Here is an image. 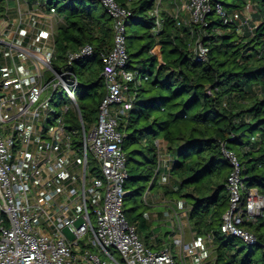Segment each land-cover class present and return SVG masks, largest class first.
I'll list each match as a JSON object with an SVG mask.
<instances>
[{
	"label": "built area",
	"instance_id": "2783aa9c",
	"mask_svg": "<svg viewBox=\"0 0 264 264\" xmlns=\"http://www.w3.org/2000/svg\"><path fill=\"white\" fill-rule=\"evenodd\" d=\"M100 1L113 20V46L100 54L105 95L88 131L80 112L77 127H69L65 113L77 105V80L68 66L74 59L90 54L92 47L85 44L70 52L65 67L56 70L54 39L62 16L54 10L47 12L42 0H36L27 13L40 25L42 37L36 45L33 40L32 44L22 43L26 32L35 29L28 24L30 29H23V15L19 14L17 21L6 14V19L0 18V25L3 21L5 27L16 23L12 40L0 38L3 58L9 59L0 67V264H207L208 247L202 243L212 244L210 234L205 240L197 238L190 226L191 238L186 240L182 226L176 223L169 232L170 239L163 240L158 248L156 234L150 236L153 245L148 244L126 219L124 183L128 168L122 148L124 135L118 127L120 116L132 101L126 95V83L133 80L134 74L125 69V20L130 12L114 0ZM177 2L179 5L169 15L178 27L204 24L205 17L215 13L224 24L251 29L248 4L234 13L217 0ZM160 5L161 0H155L157 26L161 22ZM37 10L42 15H37ZM193 52L197 61H204L208 46L198 37ZM58 85L66 91L71 105L52 112L48 92L52 89L53 94ZM155 144L156 178L165 184L171 157L160 160L161 147L158 141ZM223 152L234 171L229 177L230 202L222 215L221 232L254 245L256 236L240 224L260 214L264 198L252 189L242 207L236 158ZM162 167L165 172H161ZM151 193L150 188L143 193L147 206L151 204ZM180 216L188 219L187 211L182 210ZM66 228L72 239L66 236Z\"/></svg>",
	"mask_w": 264,
	"mask_h": 264
},
{
	"label": "trees",
	"instance_id": "16d2710c",
	"mask_svg": "<svg viewBox=\"0 0 264 264\" xmlns=\"http://www.w3.org/2000/svg\"><path fill=\"white\" fill-rule=\"evenodd\" d=\"M114 1L130 12L125 20V69L134 74L126 83L131 106L120 116L118 127L124 135L126 162H133L124 183L126 219L153 245L148 206L143 203L138 210L139 205L127 203L136 202L147 188L156 190L155 141L161 138L171 157L169 193L190 205L188 219L195 232L212 237L215 256L208 264H264V207L240 224L256 236L254 245L220 228L234 171L223 149L237 161L242 207L252 189L264 198V0H217L228 11H241L248 4L254 10L251 29L224 24L215 13L208 14L204 24L178 27L173 17L160 12L157 26L155 0ZM42 2L44 10H54L63 19L55 32V69L65 67L70 52L85 44L92 47L90 54L68 66L77 80V105L65 113L69 127L79 125L77 112L91 126L105 95L100 54L113 46L112 17L100 0ZM4 8L0 0V14ZM198 37L208 46L204 61L194 56L193 41ZM76 65L82 68V80ZM156 240L161 247V239Z\"/></svg>",
	"mask_w": 264,
	"mask_h": 264
},
{
	"label": "rangeland",
	"instance_id": "374dc122",
	"mask_svg": "<svg viewBox=\"0 0 264 264\" xmlns=\"http://www.w3.org/2000/svg\"><path fill=\"white\" fill-rule=\"evenodd\" d=\"M179 4L177 2V0H161V5L159 8V13L160 12H166L167 14H169L170 12H172V8L177 7ZM228 9V7H226ZM5 10V9H4ZM0 14V18H7V16H5V13ZM240 9H234V13H238ZM16 15L18 16V14H21L19 11L16 10ZM252 14H253V9L251 8ZM23 15V14H21ZM25 16V15H23ZM252 22H256L252 19ZM3 21L0 25V38H4L7 41L12 40V31L15 30V24L12 25H8V26H4L2 25ZM131 26L129 25V23H127L126 29L127 32L130 30ZM179 34H182V30L179 29ZM14 36V34H13ZM23 39V38H22ZM197 40V39H196ZM194 40L193 42L195 43ZM193 43V45H194ZM42 55V54H40ZM0 58H3V53L0 50ZM54 60V59H53ZM54 62V61H53ZM39 69L43 70L44 69V65L39 62ZM56 70H58L56 68ZM75 72L77 74V77L82 80V76H83V72H82V68L79 65H76L75 67ZM48 75H51V72L48 73ZM75 94L77 96V88H75ZM48 95H51V101L48 102V106L51 109L52 112H59L61 110V108L65 107V106H70L71 105V100L68 97L66 91L63 89V87L61 85H58V87L56 88L55 92L52 94V89L49 90ZM97 117V113L95 114ZM86 120V119H85ZM85 126H86V130L88 131L90 126L88 124V121L86 120L85 122ZM77 133L81 134V130L78 129ZM148 140H152V137L149 136ZM159 142L160 144V155L159 158L160 160H163L165 158H168L169 153L167 151L166 148V142L163 139H158L156 140ZM88 157L89 159H91V154L90 152L88 153ZM161 163H163V161H161ZM133 166V162H129L127 163V167H132ZM165 179L163 181H165V184L159 183L157 184L158 186H156V190L152 191L149 200L151 201V204L148 207V212L147 214H149V217L151 219V226L152 228L155 227V230L157 229V231H154L155 233H158L157 237L168 241L170 239L169 236V232L170 230L174 227L172 225L178 223L182 226L185 236L188 234L190 236V226L192 227L191 224H189L188 219L186 218V216H180L182 215V210H186L187 214L189 211V206L186 202L185 199H183V197H179V196H172L169 193V190H171V185L173 184V180L172 178L169 176V174L167 176H164ZM166 189V190H165ZM254 190V189H253ZM134 201H130L129 203H127L128 206H134L139 205V209L141 210L142 207L141 205L143 204V195L142 196H138ZM245 208V207H244ZM247 219V218H246ZM250 219V218H249ZM176 226V225H175ZM193 229V228H192ZM66 236L69 239L73 238L72 233L66 228L64 230ZM197 238H202L205 240V238L207 237V234L201 235L196 233L195 235ZM203 246L207 249L208 247V257L206 259L207 264L210 263L211 260L214 259V252H213V246L212 245H208V243H202ZM260 256V253H258V257Z\"/></svg>",
	"mask_w": 264,
	"mask_h": 264
},
{
	"label": "crops",
	"instance_id": "0c3cea01",
	"mask_svg": "<svg viewBox=\"0 0 264 264\" xmlns=\"http://www.w3.org/2000/svg\"><path fill=\"white\" fill-rule=\"evenodd\" d=\"M35 3H36V0H4V4H5L4 13L8 16V18H10L13 21H17V15H16V11H15V8H16L17 11H19L20 13L22 11L21 14L25 15L22 17L23 18V24H21L22 27H24L23 29L24 30H25V28H26V30L30 29V28H27V24L31 25L33 28H35L33 31L29 32L30 34L26 32V34L24 35L23 41H22V43L24 45H27L29 43L32 44V40H33L34 45H36L37 43H39V41H41L42 33L40 34V32H39V28H40L39 23H37L36 20H34V19L30 20L29 16H27L28 10L31 7H33ZM37 15H39V16L42 15V12L37 10ZM58 15L61 16V14H58ZM29 40H31V41H29ZM7 60L9 61V59L0 58V67L3 66L5 64V61H7ZM165 171H166V169L164 167H162L161 172H165ZM158 184H159V182H158ZM146 213H149L148 209L146 210ZM147 215L146 216H147V220L150 224V228L156 232L157 229L155 230V227L152 228L151 219L149 217V214H147ZM155 234L158 235V233H155ZM185 237H186V240H189L191 238V236H189L188 234ZM161 242H163L162 239H161Z\"/></svg>",
	"mask_w": 264,
	"mask_h": 264
}]
</instances>
